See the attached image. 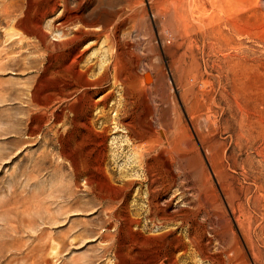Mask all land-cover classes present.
I'll return each mask as SVG.
<instances>
[{"label": "rangeland", "instance_id": "rangeland-1", "mask_svg": "<svg viewBox=\"0 0 264 264\" xmlns=\"http://www.w3.org/2000/svg\"><path fill=\"white\" fill-rule=\"evenodd\" d=\"M97 1L84 13L96 32L102 28L91 13ZM111 1H117L122 15L121 26L114 24L128 81L124 90L111 73L104 93L96 97L113 93L106 108L90 117L106 115L96 133L89 126L73 128L74 113L67 107L78 106L74 101L61 107L59 97L48 105L32 102L43 76L51 78L56 71L44 74L48 42L33 49L35 35L20 36L11 30L13 20L3 18L4 7L13 5L15 11L24 0H0V264H119L115 255L123 254L129 256L124 264H139L131 256L145 261L159 247L149 238L165 232H171L167 241L176 240L170 246L175 264H264V0ZM60 12L43 23L50 40ZM169 26L176 32L173 38ZM110 36L87 38L82 46L88 50L82 67H92L94 79L111 63ZM188 71L192 85L185 80ZM161 76L159 95L154 84ZM130 115L136 135L123 129V122L131 124ZM145 116L161 146L138 139ZM28 126L38 129L37 135L31 137ZM89 152L91 166L103 159L118 187L123 181L149 180L148 166L159 178L167 163L172 168L167 187L160 180L155 199L148 183L116 202L88 196L86 176L75 165ZM184 154L189 161L177 163ZM152 200L158 206L155 216ZM106 204L108 213L121 219L112 227L105 223L106 213L102 220L96 214ZM124 220L140 224L120 243L102 242L91 231L109 229L113 236Z\"/></svg>", "mask_w": 264, "mask_h": 264}, {"label": "bare ground", "instance_id": "bare-ground-1", "mask_svg": "<svg viewBox=\"0 0 264 264\" xmlns=\"http://www.w3.org/2000/svg\"><path fill=\"white\" fill-rule=\"evenodd\" d=\"M71 1L73 3H71ZM93 2H94V0H24V3H23L24 6H23V4H22V6H16L17 8L15 11H13V8H14L13 5H11L9 7H4L3 8V13H4L3 18L13 20L11 30L15 31L17 34H20V36H27V35H32V34L35 35L38 43H36L32 47L33 49H36L38 46H46V44L48 42V45L46 46V48H47V52L49 51V53L45 57L46 58L45 59V63H46L45 65L46 66L44 68V74L49 73L51 70L52 71L56 70L54 73V75L56 74V79H53L54 75H52L51 78L42 75L43 76L42 80L40 82L38 81L39 83L35 87L34 92L31 93L32 94V102L34 104L36 103L38 105H40V104L48 105L52 100H54L55 97H59V103H60L59 106L61 107L62 105L67 104L70 101H74V102L78 103L77 104L78 106L73 105L70 108L67 107L69 112L74 113V116L73 115L72 116L75 119L74 120L72 119V121L69 120L72 122L73 128L74 129H78V128L79 129H82V128L87 129L89 126V129L91 130V132H96V127H97L98 122L101 119H107L106 115H104L105 113H103V111H101L99 113L100 115H97L95 119L91 120L90 117L92 116V113L94 111H96L97 109H99L100 107L106 108V104L113 97V93L110 92V93L103 95L98 101H96V97H98L104 93V85L109 83V81L111 79V73L115 74L114 75L115 77L113 80H115L116 82H122V84L125 85L124 90L127 89L126 88L127 84H125V83L128 80H126V79L124 80V76L122 75V71H121L122 66L121 65H122V61H123L122 60L123 56H122V50H121L119 40L116 36L117 25L114 24L116 21L119 22L121 17H122L120 10H117V6H118L117 1L114 2L111 0H98L96 5H93L91 13L95 14L97 16V23L96 24H99V28H101L100 26L102 25V28L100 29V31H98L99 29L98 30L96 29L97 32L93 31V30L90 31V29L88 28L89 25H87L85 22V15H84V13L92 7ZM164 2H165V0H162V3H164ZM166 2H167V0H166ZM168 6H170V5H168ZM162 7H164V6L162 5ZM159 8H161V7H159ZM60 10H61V12H60L59 17H58L59 25L58 26L55 25L53 27L56 35L54 36V40H50V36L44 31V29L42 27L43 23L47 18L56 15ZM166 10H168V9L163 8L162 11L166 14V12H167ZM15 12H19L21 14L15 15ZM177 16H178V14H177ZM168 17H169V15H168ZM181 18H182V16H181ZM182 19H178V17H177L176 21L178 22L180 20V22H181ZM164 20H165V18H164ZM169 20H170V18H169ZM120 23L121 22H119L118 26L120 25ZM165 23H166V21H165ZM172 25H174V24H172ZM95 26H97V25H95ZM70 27H72V30L69 29ZM66 29H69V30H66ZM167 29L169 31L168 34L173 38V36H175L176 32L172 28H170V26ZM108 33H110V35H111L109 37V39L110 38L112 39V44H113L112 45L113 55L110 58L111 63L108 64L107 66H102L101 67V71H102L101 74L97 78L94 79V75H90V73L92 71L91 70L92 67H90V66L82 67V64L85 60V57H86L87 51H88L86 49H82V46L86 42L87 38H93L96 40H100L102 37H105ZM170 40H172V39L170 38ZM177 50H178V48H177ZM54 54H55V56H54ZM184 56L185 55H183L181 57H184ZM10 61L12 62V60H10ZM182 61H180V62H182ZM87 65H89V64H87ZM33 69L39 70V67L34 66ZM180 71H181V69H180ZM186 74H187V76L185 78L186 83H189L190 85H192V83H191L192 78H190L191 72L188 71ZM128 78L129 77H127V79ZM160 78L162 79V76L157 77V80H155L156 83L154 84V86L156 85L154 88H156V91L159 95L161 94L160 92L164 88L162 80ZM148 79H151V78H148ZM135 81H137V80H135ZM130 84H131V82L128 85L130 86ZM115 85H116V83H115ZM154 92H155V90H154ZM134 95H135V93H134ZM137 95H139L138 92H137ZM129 96L130 95H128V92H127L126 101H128V102H129V99H128ZM141 98H142V96H141ZM141 98H139V99H141ZM141 100H142L141 102H143V99H141ZM185 102L188 104L186 95H185ZM132 104H134V103H132ZM129 106L130 105H128V107ZM51 109H50V111H51ZM45 110H47V109H45ZM126 110H127L126 112H128V109H126ZM130 111H131V109H130ZM63 112H65V110ZM38 113H37V115H38ZM57 113H58V111H57ZM65 113L68 114L67 111ZM151 113H152V110H151ZM44 114H45V112H44ZM45 116H47V115L45 114ZM118 116L119 115L117 114V119H118ZM150 116H151V114H150ZM152 117H154V116H152ZM119 118H120V116H119ZM130 118H132V119H130ZM145 118H146V116H145ZM41 119L38 122H41ZM123 119H125V118H123ZM128 119L131 121L135 120L132 115L128 116L126 120H128ZM144 119H143V123L145 124L144 125L145 127L142 128V131H141L142 133L137 135L138 139L140 138V140H146L147 142H149L152 145L156 144L159 146L162 143L156 139V135L158 134L157 131L154 129V127L152 126V124L150 123V120L148 118H146L145 120ZM50 120H51V118H50ZM32 121H33L32 123L34 124L37 120H36V118H33ZM133 121L131 122V124H125L123 122L122 123L123 129L125 128L126 130H128L129 134L132 133L133 135H136L135 134L136 129L134 128V126L132 124ZM134 123H136V122H134ZM143 123L141 124L142 127H143ZM42 124H44V123H42ZM28 128H29V126H28ZM29 129L31 131L30 135L31 134L33 135L31 137H34L33 133H35L34 129H36V128H34V129L29 128ZM36 130H38V129H36ZM96 133H98V132H96ZM138 133H139V130H138ZM35 135H37V134L35 133ZM163 143L165 144V141ZM69 149H70V147H69ZM70 153L72 154V152H70ZM165 154H164V156H165ZM90 155H91L90 152L86 153V155H84V157L82 156V159H80L82 164L79 163V164L75 165L77 171L82 172L83 175L86 176V178H84V182H85V186H86L85 188L88 189V191H87L88 196H94L95 198H97L99 200H103V201L107 200L110 202H116L119 198H122V200H125L126 197H128L131 194V192L135 186H137V185L143 186L144 183H148L149 194L151 197H153V199H155L156 198L155 195L157 194L156 193L157 189L159 188V186H161L160 180L163 182L164 188L167 187V186H165L166 185L165 183L167 182L168 175L170 173V170L172 169L167 163H166V165H164V167L162 166L163 169L161 171L159 178L155 177V175H154V171H155L154 167L148 166L146 173H147V176L150 177L149 180L146 178L145 182L133 181V180L132 181H123V182H121V186L118 187L113 183L115 181L111 180L108 177V170L105 167L103 159L97 160V167L96 166L94 167V166H91L93 164H92V159H91ZM167 156H168V154H167ZM189 156L190 155H188V154H186L184 157L178 156L179 158L177 159V163L182 161L181 159H187L188 160V158H190ZM211 156H213V155H211ZM70 157H71V155H70ZM77 158H76V161H78ZM168 159H167V162H168ZM210 160H211V162H213L212 159H210ZM73 163H74V161H73ZM159 163L162 164L161 161ZM187 164H189V162ZM214 170H216V169H214ZM196 172H198V171H196ZM217 174H218V172H217ZM100 176L105 177V180L108 181V186L107 185L105 186L103 184V180L100 178ZM208 184H209V182H208ZM156 186H157V188H156ZM203 198H204V196H203ZM108 207H109L108 205H107V207L104 206L102 210L100 209V211H98V212L96 211L97 212L96 214H98V216H99L98 220H102L101 214L106 213V216H108V219L106 220L105 223H107L111 226L113 223V220L120 221L121 219H119L116 216V213H113V212L108 213L109 209H110ZM150 210H151L152 215L155 216L157 214L158 206L154 204L153 200L150 202ZM164 211H166V210H164ZM166 216H168V215H166ZM172 220H173V218H172ZM55 222H56V220H55ZM123 224H124V228H122V226H121L122 229L121 228H115L114 229L117 232V234L113 235V236L109 233V231H108L109 229H107L105 231V233H103V234L97 233V231L94 229L91 231L94 235H98L102 242H104L105 240H107V241L108 240H114V241L118 240V242L120 243L122 235L126 234V233H132L133 232L132 227L134 225L138 226L140 223L137 221H135V223H133V221L124 220ZM54 225H55V223H54ZM139 233H141V232H139ZM170 233L171 232H165L160 236L159 235H154V236L152 235L149 238V239H153V241L157 244L156 246H159V247L154 249L152 252H149V254H147L149 256L146 257V260L144 259L145 261L141 262L139 260V255L131 256L132 259L134 261H137L139 264H175L176 262H173L174 254L171 252V249H170V246L173 245L172 241H174V240H171V242L166 240ZM177 241L179 242L180 240H177ZM136 245H139V244H136ZM119 246L121 247L120 244H119ZM132 246H134V244ZM116 248H115V250H117ZM52 253L54 254V252H52ZM123 255H119L118 257H117V255H115L117 258L116 260L119 261V264H124V262H126V260H128L129 256L128 255L123 256ZM144 255H142V256H144Z\"/></svg>", "mask_w": 264, "mask_h": 264}]
</instances>
